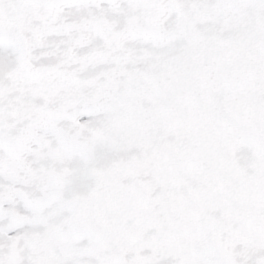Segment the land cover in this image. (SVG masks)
<instances>
[{"label": "snow or ice", "instance_id": "obj_1", "mask_svg": "<svg viewBox=\"0 0 264 264\" xmlns=\"http://www.w3.org/2000/svg\"><path fill=\"white\" fill-rule=\"evenodd\" d=\"M0 264H264V0H0Z\"/></svg>", "mask_w": 264, "mask_h": 264}]
</instances>
